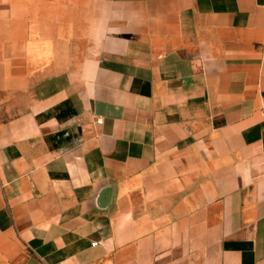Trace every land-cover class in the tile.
<instances>
[{
	"label": "crops",
	"instance_id": "obj_1",
	"mask_svg": "<svg viewBox=\"0 0 264 264\" xmlns=\"http://www.w3.org/2000/svg\"><path fill=\"white\" fill-rule=\"evenodd\" d=\"M0 264H264V0H0Z\"/></svg>",
	"mask_w": 264,
	"mask_h": 264
},
{
	"label": "built area",
	"instance_id": "obj_2",
	"mask_svg": "<svg viewBox=\"0 0 264 264\" xmlns=\"http://www.w3.org/2000/svg\"><path fill=\"white\" fill-rule=\"evenodd\" d=\"M98 123H100V121H98Z\"/></svg>",
	"mask_w": 264,
	"mask_h": 264
}]
</instances>
